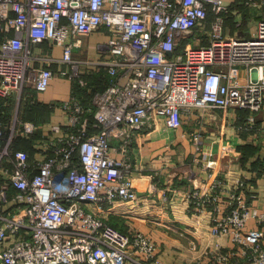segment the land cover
Segmentation results:
<instances>
[{
	"label": "built area",
	"instance_id": "obj_1",
	"mask_svg": "<svg viewBox=\"0 0 264 264\" xmlns=\"http://www.w3.org/2000/svg\"><path fill=\"white\" fill-rule=\"evenodd\" d=\"M262 11L264 0H0V264H164L149 234L99 212L137 200L131 142L142 129L228 108L249 112L237 128H254L264 106ZM91 34L104 36L96 56L83 46ZM100 72L108 83L95 89ZM53 77L70 81L67 97L47 102L62 119L23 117ZM15 137L30 139L35 155ZM190 137L200 149L201 131ZM161 183L150 189L167 199ZM249 189L218 173L186 192L189 211L208 212L210 233L230 241L206 250L207 264H264V210Z\"/></svg>",
	"mask_w": 264,
	"mask_h": 264
},
{
	"label": "crops",
	"instance_id": "obj_2",
	"mask_svg": "<svg viewBox=\"0 0 264 264\" xmlns=\"http://www.w3.org/2000/svg\"><path fill=\"white\" fill-rule=\"evenodd\" d=\"M244 12L251 18L256 17L254 11L245 9ZM228 21V28L233 30L231 20ZM96 36L91 34L86 40L90 42ZM54 52L59 54V49L54 47ZM236 73L245 79L242 67H237ZM69 91L68 79L53 77L49 87L40 94L41 100L38 93L36 96L41 103L47 104L67 97ZM4 105L0 100L3 110ZM248 114L247 110L238 108L216 109L203 115L194 110L184 116L177 129L167 128L162 120L142 129L131 142L137 200L116 202L110 210L99 213L120 229H136L149 234L164 264H207L204 252L215 248L216 243L226 247L230 241L227 235L210 233L208 212L193 214L189 211L186 192L195 185L204 186L218 173L225 176L230 185L242 177L247 180L249 190L256 192L254 206L264 210V106L254 114V128H237L245 124ZM48 116L53 121L62 119L60 112H49ZM196 129L202 134L200 149L190 137V132ZM25 147L34 154L33 147ZM157 179L163 186L171 187L167 199H162L159 187L150 189ZM249 190L245 193L250 199ZM253 226L254 219L250 218L247 227Z\"/></svg>",
	"mask_w": 264,
	"mask_h": 264
},
{
	"label": "trees",
	"instance_id": "obj_3",
	"mask_svg": "<svg viewBox=\"0 0 264 264\" xmlns=\"http://www.w3.org/2000/svg\"><path fill=\"white\" fill-rule=\"evenodd\" d=\"M90 81H91V84H94V86L96 87L95 89H99V88H102L103 86H105L108 83V78L105 77L104 75H102V73L100 72V73L92 75ZM75 92H76V94H78V96L81 98V100H83L84 102L88 101L89 97L83 91V89H81L79 87H76ZM44 108L48 109L47 104H44V103H41V102H32V103L28 102L26 104V106H25L24 116H26V115L30 116L31 113L34 112L35 110L44 109ZM2 110L3 109L0 108V119L6 120L7 115L3 114ZM48 112H49V110H48ZM25 118H27V117H25ZM27 119H31L33 121H36L34 119L33 115L31 117H28ZM36 122H38V121H36ZM29 145H30V147H32L30 139L23 138V137H18L16 139V147H18V146L19 147H25V146L29 147Z\"/></svg>",
	"mask_w": 264,
	"mask_h": 264
},
{
	"label": "rangeland",
	"instance_id": "obj_4",
	"mask_svg": "<svg viewBox=\"0 0 264 264\" xmlns=\"http://www.w3.org/2000/svg\"><path fill=\"white\" fill-rule=\"evenodd\" d=\"M230 0H224L225 3H229ZM244 22H246V19L244 20ZM245 32L242 33V35H244ZM104 40V36L102 34H98L96 36V38H93L90 42H88L86 40V38H83V46H88V50L89 52H91L90 54L93 55V56H96V49L94 48V46L99 42V41H103ZM59 78H66V77H59ZM67 79V78H66ZM51 83V81H50ZM49 83V85H50ZM48 85V87H49ZM38 94V98L40 99V94L43 93V92H37ZM41 100V99H40ZM39 110V111H38ZM37 111H34V112H30L31 115L30 116H24V113L22 114L23 117H31L33 115L34 119L36 121H38L39 123H44V122H47L48 121V110L49 108L47 109H38ZM25 112V111H24ZM18 137H15L14 140H16ZM19 147V146H18ZM20 148H23V149H27L26 147H20Z\"/></svg>",
	"mask_w": 264,
	"mask_h": 264
}]
</instances>
